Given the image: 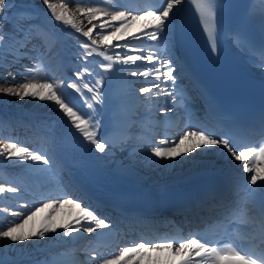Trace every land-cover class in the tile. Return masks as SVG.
Instances as JSON below:
<instances>
[{
  "label": "snow or ice",
  "instance_id": "1",
  "mask_svg": "<svg viewBox=\"0 0 264 264\" xmlns=\"http://www.w3.org/2000/svg\"><path fill=\"white\" fill-rule=\"evenodd\" d=\"M51 16L58 23L70 25L77 32H81L86 41H77L79 47L84 52L78 53L80 62L87 63V57H92L94 53L103 56L105 60L112 61L113 55L116 61H121L125 67L114 69L112 63L103 64L101 67L105 72L114 71L119 73H127L129 76H142L148 81L139 89L141 94H150L152 97H159L161 93L171 98L173 103L179 102V96L185 94L189 87L199 91L201 98L206 101V108L209 113L219 118H234V114L225 113L219 106L214 97H212L199 81L191 73L186 63L176 55V48L182 38V29L179 23V12L183 0H163V4L159 8L146 9L143 12L133 14L127 8L120 10L115 8L111 12L101 13V9L95 6H80L86 0H79L76 11L87 17L91 27L86 30L77 27L73 17L75 13L69 14L68 0H61L59 4L52 3L50 0H42ZM95 3L99 0H88ZM227 7L224 0H198L197 8L200 11L201 23L204 30L209 33L211 41V52L216 54L218 49L217 32H216V15ZM16 9V11H12ZM38 15L36 9L30 2H22L18 7L15 0H0V93L15 96L20 100L31 98L40 102H50L54 104L69 122L70 126L76 130L88 144L94 146L96 152L100 156H93L97 171L103 172L109 165H115L113 171L120 176H134L135 162L127 165L120 160L115 159L116 144L110 136L101 135V112L104 103V93L102 91L104 82L111 77L99 76L91 79L94 73L84 68L83 71H75L73 78H64L59 83L53 79H47L43 82H33L32 72L34 68H30L27 64H21L23 72L12 71L15 64H20L23 60H29L33 65L41 63L43 57L47 56L50 47H45L47 34L41 33L40 26L35 22ZM107 17V19H102ZM141 33L131 37V40L143 42L150 40L157 42V47L163 46L168 49L167 55L162 56L158 51L144 54V49L138 45H134L131 41L113 45V49L124 48L123 53L114 52L109 55L105 50L101 49V45H109L111 41H125L128 38V30L132 24L140 20H147ZM102 20L99 24L100 39L94 38V29L98 27L93 21ZM118 22V23H117ZM110 30V31H109ZM234 43L241 51H248V54L255 58L254 67L264 70V46L259 52L253 50L242 34H236L233 37ZM37 41L40 43L38 44ZM131 50L130 54L127 50ZM137 61H146L153 67L144 70H138L132 65H136ZM85 73L88 79H85ZM174 73H177L174 75ZM17 75L21 76L17 80ZM181 79L187 80L188 84H179ZM9 80L13 83L9 86ZM264 87V85H262ZM67 89H71L73 93L79 95V99L89 113L82 111L76 103L70 99ZM156 91H153V90ZM96 105H101L98 110ZM173 108L165 107L163 113H171ZM258 127L262 140H264V110L259 113ZM151 157L148 158L149 165L155 168H164L171 170L177 165H183L186 162L193 165L202 163L196 159L197 156H205L208 149H215L218 154L225 159H233L240 162L239 167L243 173L250 175L244 177L247 184L256 186L251 189L245 188L253 198L259 201L258 209L255 212V219L251 226L253 235L250 238L252 247L244 250L239 245L221 247L220 241H206L197 237H189L185 240H164L155 243L139 242L137 245L124 247L123 251L114 258H105L96 264H140L149 253L152 252H168L172 257H180L176 264H224L225 260L228 264H264V183L258 185V181L264 182V146H249L240 149L236 146V140L231 130L223 132H214L206 129L203 122L197 118L195 122L190 123L182 134L175 136H165L158 142L153 141L150 145ZM123 151L124 149L121 148ZM131 156V153L129 154ZM184 159H180V157ZM0 157L11 161L17 158L20 162H39L43 165H49L51 162L45 155L33 153L27 147L18 146L15 142L0 141ZM171 161L172 163H169ZM239 186L233 183H227L221 191H209L206 194L208 200L216 202V206L225 212L235 203V197L238 195ZM21 189L15 185L8 187H0V194L11 193L18 194ZM83 201L73 197H64L51 202H44L42 206H34L35 210H30V214L19 210L11 211V216L15 218L24 217L22 222L17 219L9 223V226L0 227V240H7L11 245L24 244L26 241L36 238L43 240L47 233H55L57 227L63 229V236H71L73 233H85L91 235L100 229L111 227L109 221L97 215L94 210H90L87 206H82ZM71 205L80 209L82 216L78 217L74 222L68 224L53 225L51 223L52 214L56 212L58 207ZM52 209L45 220L43 227L36 231L25 232V226L31 221L38 211ZM5 212L8 209H4ZM226 218V217H225ZM258 241V243H256ZM6 251L0 255V264H19L21 260L30 259L26 255H21L23 249H16L8 245L5 246ZM7 251L17 253L15 258L8 257ZM151 259V257H148ZM196 258H200L199 260ZM95 261V255L92 256ZM33 264H46L45 261H33ZM155 264H161V261H155ZM164 264H173L172 261H165Z\"/></svg>",
  "mask_w": 264,
  "mask_h": 264
},
{
  "label": "bare ground",
  "instance_id": "2",
  "mask_svg": "<svg viewBox=\"0 0 264 264\" xmlns=\"http://www.w3.org/2000/svg\"><path fill=\"white\" fill-rule=\"evenodd\" d=\"M25 0H15L17 7ZM52 3L59 4L61 0H50ZM79 0H68L70 5L69 14L75 13L73 17L77 27L86 30L91 25L88 23L87 17L83 16L76 11L77 5L75 3ZM36 9L38 15L44 18L48 25L52 28V34H47L45 47H50V51L47 56L43 57V65L46 72L45 79L40 80L33 78V82H43L47 79H53L57 83L64 78H73L75 71H83V63L78 58V53L84 52V49L77 47L73 43V39L78 41H86L87 38L82 36L81 32H77L70 25L65 26L62 22L61 25L65 31V35L59 33L61 26L54 20L51 13L47 10L46 6L40 0H35L31 3ZM119 0H99V2L91 3L89 6H95L101 9V13L107 11L111 12L115 8L123 10L127 8ZM152 7L159 8L163 4V0H151ZM88 7V6H87ZM128 9V8H127ZM147 8L144 6L136 7L135 10L128 9L135 14L136 12H143ZM48 14H47V13ZM251 15L256 22L264 29V3H256L252 6ZM53 18V19H51ZM102 19H107L103 17ZM140 20L132 24L128 30V38L125 41H111L109 45H101V49L105 50L107 54L113 55L114 52L123 53L126 50L124 48L113 49V45L120 43H126L131 41L134 45H138L144 49V54L149 52L158 51L160 55L166 56L168 49L162 45L157 47V42L145 40L143 42L131 40V37L141 33L144 25L150 21ZM102 20L93 21V24H97L98 27L94 29V38L100 39L99 24ZM118 23V22H117ZM110 31V30H109ZM42 35L45 34L41 31ZM39 44L40 42L37 41ZM132 53L131 50H127ZM87 61L92 60L98 68L101 69L102 76L111 77L106 79L103 86L104 93V112L101 120V135H107L111 137L116 144L115 159L120 160L123 164L135 162L136 175L134 176H120L113 171L115 165H109L102 173L97 171L95 167V161L93 156H100L99 152H96L94 146L84 141L83 137L72 128L63 114L59 113L56 106L50 102H40L35 99L25 98L20 100L15 96L5 95L0 93V141L3 142H15L18 146L27 147L30 152L39 153L49 158L50 164L43 165L39 162H20L17 158H13L11 161L0 157V187H8L15 185L21 189L18 194L3 193L0 194V227H7L13 220L19 219L21 222L24 217L15 218L11 216V211L19 210L30 214V210H35L34 206H42L44 202H51L64 197L78 198L74 192L62 191V187L57 190V193H53L49 196H42L44 190L49 186L50 178L47 177V172L52 171V187L56 185L57 179L56 171L59 168V160L66 164L67 170L71 176L78 178L79 180L90 186L95 192L101 190H113L117 189L121 191L130 185H141L145 183L155 184L156 186H165L169 182L178 180L182 177H190L197 172H203L210 169H218L228 176H235L239 178L240 174L249 176L247 173L242 172V168L239 167L240 162H236L233 159H225L218 154L215 149H208V154L205 156H197L196 159L202 163L193 165L191 163H185L183 165H177L171 170L164 168H155L153 165H149L148 158L151 157V150L146 140L141 141L139 137L129 139L117 130L115 132L113 128H108L103 131L104 128L112 124L110 116L115 112H123L119 117V122L123 123L122 127L132 128L133 131L140 133L147 132L145 137L150 136V130L148 131L149 119L144 115L142 107V98L139 89L145 86L150 80H145L142 76L132 77L126 72L119 73L113 72V75H109L100 66L101 63H112L114 69L125 67L121 61H116L113 55L112 61H107L103 56L98 53H94L92 57H87ZM21 64H27L30 68L32 66L31 61L23 60L20 64H15L12 71L23 72L24 69ZM138 70H144L145 68H152V64H148L146 61H137L136 65H132ZM257 72L264 73V70L255 68ZM22 77L17 75V80ZM85 79H88L85 73ZM96 79V78H94ZM93 79V80H94ZM13 82L9 80V86ZM0 86H3V82L0 81ZM155 90V89H154ZM71 96H78L73 93L71 89L66 90ZM167 103L163 104L165 107H170V97L165 96ZM172 103V102H171ZM171 113H165V116L169 117ZM190 120L188 114H184ZM193 120H191V123ZM119 124V123H118ZM29 127L31 132L27 135H21L19 129L22 127ZM18 127V128H17ZM17 128V129H16ZM100 128V130H101ZM16 129V130H15ZM114 133L113 137L111 133ZM183 130L178 131L173 136L182 134ZM125 140L130 142L124 143ZM160 140V139H159ZM156 141V140H154ZM158 142V141H157ZM126 151H122L121 148H125ZM131 153V156L129 155ZM59 155L57 158L56 155ZM184 159V157H180ZM169 163H172L169 161ZM260 182L258 181V185ZM247 189H251L250 184H245ZM249 194V193H248ZM251 200L250 195L246 198ZM259 202L257 198H253L249 203L246 201L244 206L250 207L254 203ZM82 206H87L90 210H93L86 202L83 201ZM8 209L7 212L4 209ZM96 213V211L94 210ZM52 213V209H46L44 211H38L34 218L29 221L25 226L24 231L31 232L39 230L43 227L45 220L49 214ZM97 214V213H96ZM82 216L80 209L71 205H64L58 207L56 212L52 214L51 223L53 225L68 224L74 222L78 217ZM63 229L57 227L55 233H47L45 239L38 240L33 238L26 241L24 244L11 245V242L7 240H0V255H3L6 251L5 246L16 249H23L21 255H26L30 259L21 260L19 264H33V261H45L46 264H96L105 258H114L123 251L124 247H130L134 245H125L121 243L111 251L103 253L102 255L96 254V252H90L89 248L97 246L98 242L95 239L102 235L107 234V229H100L91 235L85 233H73L71 236H63ZM86 241H90V245L83 244ZM17 255L14 251H7V256L15 258ZM95 255V261L92 260V256ZM148 257H151L149 259ZM178 257H172L168 252L149 253L140 264H155V261H161L164 264L165 261H174Z\"/></svg>",
  "mask_w": 264,
  "mask_h": 264
},
{
  "label": "rangeland",
  "instance_id": "3",
  "mask_svg": "<svg viewBox=\"0 0 264 264\" xmlns=\"http://www.w3.org/2000/svg\"><path fill=\"white\" fill-rule=\"evenodd\" d=\"M35 0H27V2H30V3H33ZM40 1H42V0H40ZM77 6L79 5V2H77V3H75ZM90 5V3L88 2V0H86V2L85 3H83L82 5H80V6H83V7H87V6H89ZM12 11H16V9H12ZM47 13V12H46ZM48 14V13H47ZM51 19H53V18H51ZM45 19L44 18H42V17H40L39 15H37L36 16V19H35V22L37 23V24H43V23H45V24H47V22L46 21H44ZM43 22V23H42ZM55 23H57V24H59L60 26H61V29H59V33L61 34V35H65L66 33H65V31H64V29H63V26L61 25V23H58V22H55ZM48 25V24H47ZM50 28V27H49ZM48 31L49 32H52V30L51 29H48ZM77 39H75L74 40V43H75V45L78 47L79 45H78V43H77ZM82 49V48H81ZM31 68H34V71L32 72V77L33 78H36V79H40V80H43V79H45L44 77H46V72H45V70H44V66L42 65V63H38V64H35V65H33L32 64V66H31ZM85 68H88V69H90L89 68V66H86ZM91 71H92V69H90ZM128 142H130V141H127L126 143L128 144ZM124 149V151H126V147L125 148H123Z\"/></svg>",
  "mask_w": 264,
  "mask_h": 264
}]
</instances>
